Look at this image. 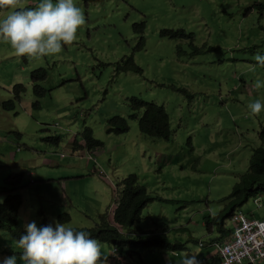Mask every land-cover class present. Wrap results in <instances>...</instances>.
<instances>
[{
	"label": "rangeland",
	"instance_id": "374dc122",
	"mask_svg": "<svg viewBox=\"0 0 264 264\" xmlns=\"http://www.w3.org/2000/svg\"><path fill=\"white\" fill-rule=\"evenodd\" d=\"M23 2L31 7L35 0ZM74 2L85 23L59 54L17 57L0 42V198L5 199L1 192L12 194L5 180L24 174L16 192L19 226L29 221L40 226L67 214L66 224L95 228L118 203L120 181L135 174L161 201L145 208L130 229L137 234L133 239L165 235L182 245L172 252L98 241L105 264H183L188 255L199 258L198 242L219 239L216 227L209 232L205 221L223 212V200L248 172L254 150L264 146L259 139L264 110L249 115L247 108L256 99L264 102V87H253L257 77L264 78V67L255 61L264 51V0ZM164 30L191 38H170ZM128 58L138 72L118 69ZM39 69L46 77L37 85L48 91L40 98L30 80ZM18 85L19 100L13 92ZM132 98L165 109L168 141L140 133L142 111L132 110ZM114 117L123 118L129 131L109 133ZM85 128L101 143L91 151L81 134ZM260 201L262 206L264 196ZM240 211L261 219L264 206L258 208L252 198ZM224 227L232 228L229 218ZM0 231L7 237L0 238V259L15 254L21 264L18 239L8 229Z\"/></svg>",
	"mask_w": 264,
	"mask_h": 264
},
{
	"label": "clouds",
	"instance_id": "9594fccd",
	"mask_svg": "<svg viewBox=\"0 0 264 264\" xmlns=\"http://www.w3.org/2000/svg\"><path fill=\"white\" fill-rule=\"evenodd\" d=\"M0 10H4L0 13V42H6L17 57L41 58L59 54L65 45L76 39L77 29L85 23L84 14L74 0H35L34 6L31 7L27 6L23 0H0ZM255 61L259 66L264 67V51L255 55ZM253 87L256 89L264 87V78L257 77ZM247 108L249 115H259L264 110V102L256 99L248 103ZM33 175L29 172L30 177ZM34 181L31 179L30 183L33 184ZM1 194H5L6 199L9 193L1 192ZM258 197L255 198V204L257 205L258 201L260 204L258 208H262L264 206H261L260 197L262 196ZM3 202L0 198V203ZM115 206L116 204L108 210L106 217L111 218L112 209ZM239 211L240 209L233 214ZM110 218L109 221L112 220ZM16 219L17 228L22 232L19 239L16 237L17 246L21 249V264H105L106 257L101 251L100 241L98 242L89 231L59 222L58 219L40 226L35 221H29L21 227L17 216ZM212 229L208 231L211 232ZM231 231L232 228L225 237L219 235L218 240H209L205 242L206 244L200 241L198 244L202 248L214 247V242L227 240ZM126 234L130 237L137 236L131 230H128ZM0 238H7L2 231H0ZM181 250L184 251V249ZM117 253L114 251V256L118 255ZM202 258V256L185 257V261H190V264H206V259ZM218 260L217 257L216 264ZM0 264H17V256L13 254L3 257L0 259Z\"/></svg>",
	"mask_w": 264,
	"mask_h": 264
},
{
	"label": "trees",
	"instance_id": "16d2710c",
	"mask_svg": "<svg viewBox=\"0 0 264 264\" xmlns=\"http://www.w3.org/2000/svg\"><path fill=\"white\" fill-rule=\"evenodd\" d=\"M164 33L168 34L167 36L170 38H191V35H187L184 31L172 32L164 30L161 34ZM118 69L123 72H138V67L134 64L132 58H128L125 62L122 60V64L118 66ZM45 77L46 72L43 69L31 72V82L34 84L33 92L38 98L48 92L37 85ZM22 89L19 85L13 89L17 100H19ZM130 104L132 105L133 111H142V115L137 116L138 129L142 135L150 138L164 139L166 141L170 139L169 118L162 106L144 102L137 98H132ZM4 107L7 108V103L4 104ZM109 122L115 126V128L108 129L109 133L115 132L118 134L129 131L130 127L121 117H114ZM81 134L87 143L85 145L87 150L91 151L101 145L98 140L93 138L90 128H85ZM259 139L264 143V126L261 127L259 132ZM22 177L23 174H14L5 180L7 183H11V190L15 194H8L4 202L0 203V228L8 229L18 239L22 232L17 228L16 216L21 199L16 192L23 181ZM120 183L122 186L120 199L112 209V220L109 221V218L103 215L100 217L101 223H103L102 225L91 229H78L89 231L94 238L102 243L130 247L132 244H136L137 240L128 236L126 232L142 219L143 211L148 205L155 200L161 201V199L151 197L147 189L139 184L138 177L135 174H129ZM258 196H264V146L254 150L250 159L248 172L239 179V182L235 184L231 193L223 200L225 203L223 212L219 214L217 219H208L205 221L207 229L211 230L216 227L219 235L225 237L229 233V230H225L224 221L230 218L234 211L240 209L250 199L257 198ZM69 219L70 217L67 214H62L58 217V221L64 223L70 221ZM180 245L182 244H172L165 235H150L136 244V246L143 249L156 248L169 251L180 249Z\"/></svg>",
	"mask_w": 264,
	"mask_h": 264
},
{
	"label": "built area",
	"instance_id": "2783aa9c",
	"mask_svg": "<svg viewBox=\"0 0 264 264\" xmlns=\"http://www.w3.org/2000/svg\"><path fill=\"white\" fill-rule=\"evenodd\" d=\"M258 207L260 204L256 202ZM227 240L214 242L218 264H258L264 261V218L254 219L235 212Z\"/></svg>",
	"mask_w": 264,
	"mask_h": 264
},
{
	"label": "crops",
	"instance_id": "0c3cea01",
	"mask_svg": "<svg viewBox=\"0 0 264 264\" xmlns=\"http://www.w3.org/2000/svg\"><path fill=\"white\" fill-rule=\"evenodd\" d=\"M10 146L7 145L6 147H4L3 149H7ZM36 173V172H35ZM34 172H32V174H34L33 176L35 177L36 174ZM264 216V213H263ZM262 216V217H263ZM201 253V256L203 257L202 259H206V264H216L217 263V253L215 251L214 247H209V246H205L203 247V249L201 251H199ZM186 258H191L189 255ZM190 261H185V259L183 260V264H190Z\"/></svg>",
	"mask_w": 264,
	"mask_h": 264
}]
</instances>
